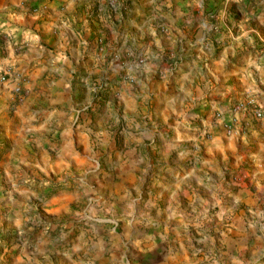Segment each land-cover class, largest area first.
Returning a JSON list of instances; mask_svg holds the SVG:
<instances>
[{
	"label": "rangeland",
	"instance_id": "374dc122",
	"mask_svg": "<svg viewBox=\"0 0 264 264\" xmlns=\"http://www.w3.org/2000/svg\"><path fill=\"white\" fill-rule=\"evenodd\" d=\"M97 16L161 21L134 55L106 50L115 35L106 27L81 58L71 52L60 82L31 84L13 58L0 67V264H247L222 246L244 209L247 228L263 232L264 177L239 160L246 130L228 119L236 151L216 162L196 140L219 120L214 93L228 65L264 53V0H103L84 12ZM196 32L206 37L198 47ZM149 42L159 44L151 72L134 80ZM223 54L225 70H213ZM238 189L255 200L235 204Z\"/></svg>",
	"mask_w": 264,
	"mask_h": 264
},
{
	"label": "crops",
	"instance_id": "0c3cea01",
	"mask_svg": "<svg viewBox=\"0 0 264 264\" xmlns=\"http://www.w3.org/2000/svg\"><path fill=\"white\" fill-rule=\"evenodd\" d=\"M102 3L103 0H0V67L13 58L16 59L20 72L27 76L26 80L31 84L39 79H49L48 84H52L53 81L60 82L70 68L71 62L74 61L71 52L81 58L87 48L93 47L91 40L102 36L100 33L105 34L108 26L115 28L112 31L115 35L106 43V50L117 49L123 55H134L137 53L135 48L145 35L154 40L155 28L161 21L159 18L84 17V12L89 7H95L97 12H100ZM75 10L81 12L83 18H59V12ZM160 24L164 25V23ZM195 35L197 38L193 45L201 46L206 40L205 34L198 35L196 32ZM241 36L242 34L235 36L229 34V40L234 42L230 44L237 46L242 42L240 40L250 38L246 33L243 38H240ZM256 42L257 40L253 45H256ZM152 44L149 42L145 52L146 69L129 72L134 80L140 81L149 76L150 68L157 56L150 48ZM253 45L249 46L250 50H253ZM153 46L154 49L159 48V44L155 42ZM94 50L96 51L95 46ZM262 51L264 49L259 52ZM225 58V54L220 55L215 61L213 70H225L223 68ZM226 70L221 79L224 84L214 93V99L221 103L218 109L214 108L215 113L220 114V118L216 121L207 119L206 124L202 126V131L207 137L203 140L202 136H198L196 143L203 147L205 156L210 162H216L217 157L221 159L226 151H236L233 139L231 136H226L223 129L229 123L228 119L231 120L233 117L235 130H240V126H243L242 131L246 130L241 135L243 140L239 149L242 148L243 152L240 151L239 160L246 161L252 168L251 171L254 173L251 174H254L256 181L258 177H264V53L247 56L238 64L228 65ZM13 71L15 69H12L11 73ZM17 79V77L11 78V75L7 77L8 85L3 86V89L9 90ZM11 81L12 83H9ZM52 87L50 101L56 103L59 100L56 97L59 92L57 93ZM0 95L4 98V93ZM230 103H242L243 109L236 113L238 117L230 113ZM255 112L260 113L258 119L255 118ZM191 135L193 137V134ZM187 137H190V134H187ZM247 177L248 181L252 182L253 175ZM236 192L241 195H237L234 199L235 204L246 205L248 201L255 200L254 194L249 191L238 189ZM233 194L232 192L231 195ZM244 210L251 211V207L249 210ZM245 212L240 211L239 215L243 217L241 221L236 224L231 223L226 230L227 234L222 239L225 257L233 263H239L241 257L245 256L247 264H264V223L262 235L249 230L243 222L248 215Z\"/></svg>",
	"mask_w": 264,
	"mask_h": 264
},
{
	"label": "built area",
	"instance_id": "2783aa9c",
	"mask_svg": "<svg viewBox=\"0 0 264 264\" xmlns=\"http://www.w3.org/2000/svg\"><path fill=\"white\" fill-rule=\"evenodd\" d=\"M4 80V77H1L0 78V81H3ZM243 109V105L242 104H238L237 106H235L233 109H231L230 110V113L232 114V113H236V112H238V111H241ZM215 118H220V114H218V113H216L215 115ZM260 117V113L259 112H255V118H259ZM225 128H227V133H229L230 132V129H229V127H227V125L226 126H224Z\"/></svg>",
	"mask_w": 264,
	"mask_h": 264
}]
</instances>
